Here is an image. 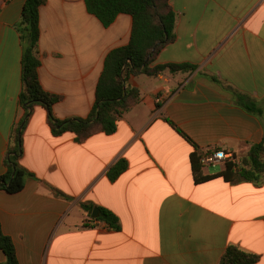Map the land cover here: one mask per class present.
Returning <instances> with one entry per match:
<instances>
[{
    "label": "crops",
    "instance_id": "1",
    "mask_svg": "<svg viewBox=\"0 0 264 264\" xmlns=\"http://www.w3.org/2000/svg\"><path fill=\"white\" fill-rule=\"evenodd\" d=\"M24 1L0 0V175L11 129L24 118L14 28ZM170 4L175 40L152 65L195 68L130 77L141 99L113 133H95L81 143L68 131L54 136L46 109L33 106L18 160L33 176L17 193L0 190V228L11 238L18 264H219L229 244L258 254L255 264H264V182L216 177L196 183L194 145L167 121L201 150L223 149L239 160L262 139L264 0ZM131 25V16L120 13L103 26L84 0L41 5L38 76L47 92L61 96L52 106L57 118L90 115L104 58L128 43ZM225 87L249 97L260 113L237 105ZM120 159L128 166L110 181L107 172ZM226 161L215 163L222 165L217 171L203 163L201 174L222 171ZM83 204L114 212L119 229L93 218Z\"/></svg>",
    "mask_w": 264,
    "mask_h": 264
},
{
    "label": "trees",
    "instance_id": "2",
    "mask_svg": "<svg viewBox=\"0 0 264 264\" xmlns=\"http://www.w3.org/2000/svg\"><path fill=\"white\" fill-rule=\"evenodd\" d=\"M87 11L97 17L103 26H109L120 13L131 16V34L126 45L111 49L105 56L102 71L95 88V101L89 116L57 118L52 106L61 96L47 92L38 76L40 61L37 46L40 35L39 9L45 0H25L21 15L14 25L21 46V89L18 96L19 105L24 110V118L11 129L10 145L4 158L5 172L0 175V190L14 194L21 191L27 177L33 174L22 167L18 160L22 154L21 135L24 122L31 114L35 104L42 105L47 112V122L54 136L71 132L75 140L83 142L95 133L111 134L115 131L119 119L141 97L139 89L129 84L132 76L144 74L149 77L167 71L177 73L191 71L195 68L189 63H152L159 51L175 40V12L170 0H84ZM212 80L218 82L215 77ZM235 103L253 114L260 113L257 104L249 97L236 90L225 87ZM168 123L185 140L194 145L190 156L193 178L196 183L222 177L225 181L245 180L253 183L264 182V135L251 145L250 149L236 161H226L224 169L215 174L202 175L204 164L201 159L216 149L203 151L194 144L175 123ZM128 162L120 159L107 172L110 181H114L127 168ZM91 212V204H83ZM100 215L96 219L104 221L110 228L119 229V217L111 210L98 207ZM0 250L5 261L0 264H18L15 246L11 238L0 228ZM259 255L229 244L220 258L219 264H255Z\"/></svg>",
    "mask_w": 264,
    "mask_h": 264
},
{
    "label": "built area",
    "instance_id": "3",
    "mask_svg": "<svg viewBox=\"0 0 264 264\" xmlns=\"http://www.w3.org/2000/svg\"><path fill=\"white\" fill-rule=\"evenodd\" d=\"M222 160L236 161L234 154L231 153L230 151L217 149L211 152V154H208L204 158H202L201 162L204 164H214Z\"/></svg>",
    "mask_w": 264,
    "mask_h": 264
},
{
    "label": "rangeland",
    "instance_id": "4",
    "mask_svg": "<svg viewBox=\"0 0 264 264\" xmlns=\"http://www.w3.org/2000/svg\"><path fill=\"white\" fill-rule=\"evenodd\" d=\"M236 161L238 162V163H240V160L239 159H236ZM222 167V165H220V164H213V165H211V164H209V166H207L206 168L207 169H209L210 171H217L218 169H220Z\"/></svg>",
    "mask_w": 264,
    "mask_h": 264
},
{
    "label": "water",
    "instance_id": "5",
    "mask_svg": "<svg viewBox=\"0 0 264 264\" xmlns=\"http://www.w3.org/2000/svg\"><path fill=\"white\" fill-rule=\"evenodd\" d=\"M100 215V210L97 206H95L92 210L91 216L93 218H97Z\"/></svg>",
    "mask_w": 264,
    "mask_h": 264
}]
</instances>
